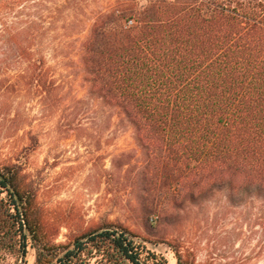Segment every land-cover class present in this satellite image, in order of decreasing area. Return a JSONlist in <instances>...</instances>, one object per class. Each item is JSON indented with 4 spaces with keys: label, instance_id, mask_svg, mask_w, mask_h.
I'll return each mask as SVG.
<instances>
[{
    "label": "trees",
    "instance_id": "16d2710c",
    "mask_svg": "<svg viewBox=\"0 0 264 264\" xmlns=\"http://www.w3.org/2000/svg\"><path fill=\"white\" fill-rule=\"evenodd\" d=\"M88 1L0 0V97L59 110L63 85L45 47L74 52L87 99L133 133L137 153L104 171L129 223L51 217L14 150L0 159V260L18 264L31 249L33 264H167L131 226L153 228L155 217L165 242L185 204L216 192L264 198V0H114L92 11ZM25 107L12 123L33 152ZM168 244L176 264H197L178 237Z\"/></svg>",
    "mask_w": 264,
    "mask_h": 264
},
{
    "label": "rangeland",
    "instance_id": "374dc122",
    "mask_svg": "<svg viewBox=\"0 0 264 264\" xmlns=\"http://www.w3.org/2000/svg\"><path fill=\"white\" fill-rule=\"evenodd\" d=\"M39 1L30 0V5ZM90 1L92 11L114 0ZM55 13L54 17L61 19V9ZM78 17L83 19L81 15ZM59 33L61 31L50 35ZM45 51L63 85L65 101L54 111L53 107L43 109L36 98L23 100L12 91L0 97V159L17 150L24 170L38 187L39 205L51 217L81 219L85 224L116 218L125 222L126 216L119 199L111 192L104 171L110 170L114 155L137 153L132 130L118 123L115 117L109 118L112 112L108 108L87 99L74 52L55 42L45 47ZM72 98L84 101L75 105ZM20 103L26 106L32 119L30 129L37 136L38 144L33 152L22 149L27 147V141L19 140L14 132L12 118ZM177 219L179 229L172 232L167 227L165 242L157 240L162 229L157 227L155 217L150 222L153 228L149 224L131 227L150 241L147 248L163 257L167 264H176L175 253L168 244L175 236L183 249L194 254L197 264H264V198L231 200L223 192H216L193 204L183 205ZM70 230L61 228L56 242H65ZM34 257V251L27 249L18 264H33ZM0 264H15V261L6 258L0 260Z\"/></svg>",
    "mask_w": 264,
    "mask_h": 264
}]
</instances>
